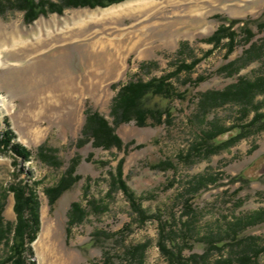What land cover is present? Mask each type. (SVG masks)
<instances>
[{"label": "rangeland", "instance_id": "1", "mask_svg": "<svg viewBox=\"0 0 264 264\" xmlns=\"http://www.w3.org/2000/svg\"><path fill=\"white\" fill-rule=\"evenodd\" d=\"M228 20L241 21L232 28L236 35L232 54L227 52L230 39L218 45L207 42L221 26H230ZM246 27L253 32L252 43L246 42ZM254 42L259 58L250 62L244 54ZM1 50L0 130L9 127L15 142L32 155L24 161L0 153V191L11 184L37 183L41 230L32 244L36 264L100 263L104 250L120 262L118 256L126 246L144 244V259L137 256L133 264H171L159 249L167 234L183 248L185 259L197 255L201 264L229 260L240 264L236 260L241 247L228 243L232 225L264 209V130L252 128L209 159L184 162L179 158L213 123L229 128L252 120V115L243 120L236 102L201 116L198 102L203 92L262 75L264 0H126L104 8L47 13L30 23L23 12L9 11L0 14ZM195 61L192 71H178L181 63ZM162 76H170L176 91L187 98L170 103L172 118L155 127H141L135 121L117 127L123 150H106L86 141L88 111L98 112L115 126L112 106L120 88L130 81ZM200 77L205 78L202 84H191ZM236 134L233 130L219 141ZM42 146L56 150L59 166L42 161L38 154ZM78 157L76 174L82 179L50 207L45 190L57 186ZM122 158L127 186L145 213L153 216L143 225L127 196L113 184ZM162 161L172 162L174 169L157 168ZM197 180L206 186L193 194ZM76 202L89 215L68 235V214ZM91 202L104 210L96 212ZM13 206L14 196L9 194L3 216L11 223L16 222ZM126 227L124 241L116 237L93 242L98 231L117 233ZM247 236L263 246L264 223L241 233ZM172 245L168 241V247ZM204 253L210 255L203 263ZM5 256L2 244L0 260ZM259 262L264 264V253Z\"/></svg>", "mask_w": 264, "mask_h": 264}, {"label": "trees", "instance_id": "2", "mask_svg": "<svg viewBox=\"0 0 264 264\" xmlns=\"http://www.w3.org/2000/svg\"><path fill=\"white\" fill-rule=\"evenodd\" d=\"M2 1L5 4H2ZM126 0H0V14L4 15L9 11H21L24 13V19L27 22H33L41 15L47 13L62 14L68 9L78 8H104L114 4L124 2ZM230 26H221L217 32L210 37L207 42L216 45L220 44L223 39H230L228 45V54H232L234 50L235 33L232 32V28L235 24L241 22L238 20H228ZM244 32L247 34L246 42H253L254 36L251 28H244ZM263 48V47H262ZM258 49L257 42H254L244 54V56L253 61L259 58V54H255V50ZM198 62L195 61L191 65L183 62L179 65L178 71L182 72L186 70L190 72L194 69ZM249 62L245 63V65ZM231 67L234 63L229 64ZM244 65V66H245ZM170 76H162L158 78H152L149 81H130L123 85L117 96L114 98L112 106V116L114 118V125L111 126L108 120H106L98 112H87L86 123L83 129L86 141H93L95 147L104 148L106 150L117 148L123 150L125 145L121 138L116 133V128L135 121L138 126H161L165 120L172 118L173 110L170 105L174 100L179 99L185 101L186 94L178 93L169 80ZM205 81L204 77H200L191 82L194 86H199ZM264 95V68L261 76L255 80H249L247 78H239L236 83L227 86L223 90H212L203 92L199 98V115L204 116L209 111L219 107L222 104L229 102L238 103L241 109V115L243 120L252 115V120L242 125H235L229 128H224L217 123L211 125V129L201 132L200 141L191 148L185 157L179 159L184 162H194L202 159H209L212 155L219 153L221 150L228 148L239 139L246 137L248 132L252 128L264 130V97L261 101L257 99ZM198 116V115H197ZM6 124V123H5ZM8 126V123L6 124ZM237 130V134L233 137H228L226 140L219 141L220 137L227 133ZM247 133V134H246ZM83 134V135H84ZM246 134V135H244ZM16 135L8 127L5 130H0V153H11L14 158L28 161L32 155V152L20 143L15 142ZM84 142V140H83ZM39 156L42 161L49 163L55 167L59 166L58 157L56 156V150L42 146L39 148ZM127 155V153H126ZM79 157L75 159L60 180L59 184L53 188L45 190V194L48 197L50 207H53L61 195L69 190L73 185L82 179V177L76 174L77 167L79 165ZM125 158H122L118 163L117 178H113V184L124 192L130 201L132 208L137 212L140 220V224H145L146 220L153 218V216L147 215L144 209L141 208L139 199L136 198L135 193L130 191L123 178ZM161 170L174 169V164L170 161H162L156 165ZM29 180L31 177L29 175ZM37 183H28V181L18 184L9 185L7 191H0V245H4L6 250V256L0 260V264H36L34 261V251L32 244L37 240L39 232L41 230V218H40V201L36 191ZM206 186L201 180H197L196 184L192 188V193L199 192L200 188ZM9 194L14 196L13 210L16 215V222H7L3 216L5 210L6 201ZM194 196V195H192ZM192 197L186 199V205L189 207V202ZM90 206L96 212H101L104 207H101L97 203H90ZM89 213L82 207L80 203H73L68 214L67 233L71 234L72 229L75 226L82 224ZM264 223V209L253 213L247 219H239L231 227L232 246L241 249L237 252L240 256L236 261L240 264H260V256L264 253V245L261 246L257 243V239L254 237H241V233L244 230ZM128 228L117 232L110 233L105 231H98L94 234L93 242L99 244L100 238L105 241H109L113 238L120 237L125 240V231ZM164 231V228H163ZM172 234H174L172 232ZM173 235H163L159 241V249L161 254L165 256L171 264H201L198 261L197 255H192L185 259L182 256L183 248L177 246L174 242ZM168 241L172 242V248L168 247ZM234 242V243H233ZM239 246V247H238ZM218 251L222 250V247L217 244L213 245ZM147 245L138 246H126L123 250L122 256H118L120 262L117 261V255L111 254L110 250H104V259L100 263L92 262L91 264H133V259L140 256L144 259V254ZM177 249V251L175 250ZM210 250V249H209ZM208 252V251H207ZM210 253H204L200 257L203 263L207 260ZM140 260V263H142ZM224 264H232L229 261H221Z\"/></svg>", "mask_w": 264, "mask_h": 264}, {"label": "bare ground", "instance_id": "3", "mask_svg": "<svg viewBox=\"0 0 264 264\" xmlns=\"http://www.w3.org/2000/svg\"><path fill=\"white\" fill-rule=\"evenodd\" d=\"M1 64H2V50L0 51V66H1ZM47 242V241H46ZM44 244V243H43ZM47 244V243H46ZM46 244H45V247H46V249L49 251L50 250V246H46ZM44 247V246H43ZM44 250V249H43ZM46 252V251H45Z\"/></svg>", "mask_w": 264, "mask_h": 264}, {"label": "water", "instance_id": "4", "mask_svg": "<svg viewBox=\"0 0 264 264\" xmlns=\"http://www.w3.org/2000/svg\"><path fill=\"white\" fill-rule=\"evenodd\" d=\"M36 259L34 258V261H35Z\"/></svg>", "mask_w": 264, "mask_h": 264}]
</instances>
